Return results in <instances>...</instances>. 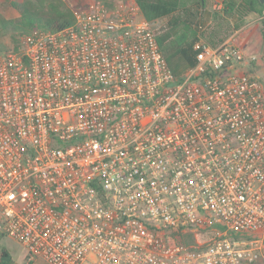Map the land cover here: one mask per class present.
Masks as SVG:
<instances>
[{
  "label": "built area",
  "instance_id": "1",
  "mask_svg": "<svg viewBox=\"0 0 264 264\" xmlns=\"http://www.w3.org/2000/svg\"><path fill=\"white\" fill-rule=\"evenodd\" d=\"M154 22L94 2L0 54V235L25 264H264L262 86L234 36L175 82Z\"/></svg>",
  "mask_w": 264,
  "mask_h": 264
},
{
  "label": "trees",
  "instance_id": "2",
  "mask_svg": "<svg viewBox=\"0 0 264 264\" xmlns=\"http://www.w3.org/2000/svg\"><path fill=\"white\" fill-rule=\"evenodd\" d=\"M22 0L12 3L19 9V17L7 19L0 14V37L7 33L14 44L33 30L54 32L71 26L75 13L63 0ZM142 17L148 22L169 18L166 27L157 36L159 50L172 73L180 82L195 65L193 44L202 38L215 47L226 38V32L241 28L247 19L256 16L262 22L264 35V5L262 0H222L221 8L212 9L210 0H133ZM229 28V29H230ZM15 48V47H14ZM13 49V48H12ZM169 245L175 243L168 235ZM0 235V264H12L10 253ZM184 244L192 243L193 236L180 238Z\"/></svg>",
  "mask_w": 264,
  "mask_h": 264
},
{
  "label": "rangeland",
  "instance_id": "3",
  "mask_svg": "<svg viewBox=\"0 0 264 264\" xmlns=\"http://www.w3.org/2000/svg\"><path fill=\"white\" fill-rule=\"evenodd\" d=\"M22 0H0V14L7 19H14L19 17V9L13 7L11 4H19ZM35 3L36 1L33 0ZM69 9L76 14L79 10L85 9L94 2H100L107 8H117L124 6L135 5L133 0H63ZM212 3V11H218L221 8L222 0H210ZM37 4V3H36ZM169 18L159 19L154 22L158 32L165 29ZM262 22L256 16H251L247 19L245 24L241 27L239 32L228 28L226 38L234 36V43L239 47L245 56L243 69L246 73L254 77L262 86L264 94V35L262 34ZM224 39V40H225ZM16 44L12 42L7 33H3L0 37V54H3ZM3 245L10 253L13 259L12 264H16L20 258L25 254V250L14 240L3 237ZM25 264V262H21ZM32 264H45L42 261H35Z\"/></svg>",
  "mask_w": 264,
  "mask_h": 264
},
{
  "label": "crops",
  "instance_id": "4",
  "mask_svg": "<svg viewBox=\"0 0 264 264\" xmlns=\"http://www.w3.org/2000/svg\"><path fill=\"white\" fill-rule=\"evenodd\" d=\"M243 28V27H242ZM242 28H239L237 31H235V32H239L240 31V29H242ZM12 259V258H11ZM12 261H13V259H12ZM23 261H24V257H23ZM22 261V258H20V260H18L17 261V263L16 264H21V262H23ZM38 261H40V260H38Z\"/></svg>",
  "mask_w": 264,
  "mask_h": 264
},
{
  "label": "water",
  "instance_id": "5",
  "mask_svg": "<svg viewBox=\"0 0 264 264\" xmlns=\"http://www.w3.org/2000/svg\"><path fill=\"white\" fill-rule=\"evenodd\" d=\"M262 2H263V0H262Z\"/></svg>",
  "mask_w": 264,
  "mask_h": 264
}]
</instances>
